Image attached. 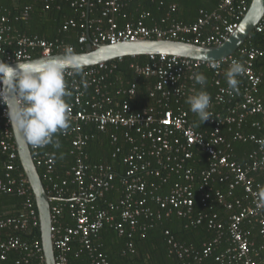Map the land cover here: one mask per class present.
Here are the masks:
<instances>
[{
    "label": "built area",
    "instance_id": "2783aa9c",
    "mask_svg": "<svg viewBox=\"0 0 264 264\" xmlns=\"http://www.w3.org/2000/svg\"><path fill=\"white\" fill-rule=\"evenodd\" d=\"M53 1L55 0L47 1L44 8L46 11ZM251 2L252 0H221L213 11L200 10L193 23L171 22L165 29L148 28L142 20L126 23L120 28L112 18H108L106 30L92 33L90 23L86 22L81 24L85 33L78 38V44L90 43L94 48L103 44L114 46L142 40H174L202 47L217 46L234 35ZM97 3L104 6L105 17L112 16L122 7L121 0H97ZM90 6L91 0L71 1V7L83 17ZM171 9L174 11L175 7ZM29 10L30 7H26L15 19L27 20ZM75 25L74 21H69L63 25L62 30L66 31ZM13 32L7 19L2 17L0 56L8 64L31 60L34 53L45 57L63 53L67 45L61 40L48 41ZM252 33L261 36V48H239L236 54L222 61L202 62L162 54L147 56L150 62L148 65L132 64L134 74L156 79L150 97L156 99L158 109L143 108L134 112L127 100L116 104L105 92V82L114 70V65L111 67L107 63H100L85 68L83 76L79 78L71 73L65 74V80L69 81L67 90L73 94L69 103L71 126L65 134H56V139H70V154L74 157L73 165L66 171L65 178L59 183L54 182L55 156L47 150L48 146L34 148L28 144L35 167L42 170V178L47 185V190L45 187L44 189L50 197V234L54 264H68V255L75 242L88 255L90 264H109L99 240L100 232L106 226L118 236L132 239L137 231H145L150 227V219H160L163 214L168 217L174 212L178 217L191 219L195 177L192 169L186 165L193 159L196 151L205 154L208 162L207 168L200 172L199 191L207 190L202 198L203 206L206 205L211 185L217 180L219 184L227 183L228 186L225 192L215 193L216 202L231 214L227 223L220 222L217 214L199 216L196 223L206 218L208 229L217 234L215 239L204 243L201 250L178 242L166 232L169 254L180 260L191 258L200 263L216 252L220 239L225 236L230 246L216 255V263L264 264L253 260V244L243 230L244 223H255L259 226V234L264 238V208L257 203L261 185L254 178L255 175L264 173V100L259 92L262 75L257 73L255 64L259 61L264 63V17ZM233 60L243 63L247 69L237 77L238 93L231 91L229 85L223 84ZM202 68L212 72V85L215 88V92L210 95L208 109L210 118L207 121L210 128L204 132L194 130L186 111L181 108L174 111L171 108V102L179 104L184 97L194 95V77ZM82 81L87 82V88ZM88 88L93 89L90 97L86 96ZM135 90L136 85L132 84L127 91L118 90L116 95H125L130 99L135 96ZM0 99L6 103L2 85ZM218 108L225 112L217 111ZM6 112V106L0 104V150L8 157L4 164L5 179H0V193H15L23 198V211L15 217L0 218V264H5L11 254H18L15 264H45L41 240L24 241L20 237L29 230L40 228L39 215L37 208H34V197L27 179L11 177L17 152ZM247 116L259 117V121L254 122L251 127L263 135L243 136L237 133L233 137L235 141H250L257 145V150L248 155V164L243 166L233 159L232 145L221 134V129L225 125L240 127ZM95 132L108 135L113 144L118 142L117 133H120L126 143L131 144L128 154L123 157V164L127 168L125 176L120 180L123 195L116 205H109L105 210H96L92 203L111 190L115 176L109 166L90 165L87 162L86 148L96 138ZM119 151L120 148H117V152ZM160 170L181 172L184 183L174 184L165 196H155L153 193L156 185H148L146 180L151 176L158 177ZM72 185L74 190L69 188ZM238 190L241 191L242 198L236 196ZM136 194H142V198L137 199ZM66 196V208L72 221L69 226L60 221L63 206L57 203ZM146 196L158 207L157 211L152 212L146 203ZM11 231L16 234H9ZM2 232L7 234L5 239L1 238ZM125 253H134L132 243L126 245L123 254Z\"/></svg>",
    "mask_w": 264,
    "mask_h": 264
},
{
    "label": "trees",
    "instance_id": "16d2710c",
    "mask_svg": "<svg viewBox=\"0 0 264 264\" xmlns=\"http://www.w3.org/2000/svg\"><path fill=\"white\" fill-rule=\"evenodd\" d=\"M47 1L48 0H0V19L2 17L7 19L8 24L14 31L13 34L39 37L48 41L61 40L64 41L65 44L73 46L76 53H84L87 52V46H90L91 49H93V47L90 43L85 45L78 44V38L85 33L84 29L81 28L82 23H90L92 33L98 30H106L108 27V18H112L120 28L126 23H136L142 20L144 25L148 28L158 27L165 29L171 22L185 24L193 23L200 10L213 11L217 8L221 0H121L122 7L109 17L103 16L104 6L98 4L97 0H91V6L87 10L85 17L71 7L72 0H55L50 2L49 10L46 11L44 8L48 3ZM26 7H30L27 20H16L15 18H17ZM172 7H175L174 11H172ZM146 14H148V16H146ZM69 21H74L76 24L75 27H69L66 31H63V25ZM262 46L261 36L252 33L240 49L261 48ZM40 56V54L34 53L31 59H36ZM0 60L4 61L1 56ZM107 64L111 67L114 65V70L108 75L105 82L110 95H114L116 90L129 88L131 84H135L137 87L133 98L129 99L125 95L115 96L114 101L116 103L119 104L127 100L134 112L143 108L158 109L159 104L156 102V99H152L149 95L155 83V79L140 77L134 74L131 69L132 64L139 66L150 64L147 56L128 57L123 58L121 61L115 60ZM255 64L257 73L262 75V83L259 92L261 98L264 100V63L263 61H259ZM197 73H202L207 79L204 85L195 82L194 94L199 91H205L209 95H212L215 92V88L212 85L214 80L212 72L202 68ZM77 77L79 78L80 76ZM66 83L69 84V81L66 80ZM223 84L228 85L227 80H224ZM92 90V88L86 89V96L90 97ZM72 95L73 94L65 98L68 104L71 102ZM187 98V96L184 97L179 104L171 102V108H173L174 111H176L177 108L186 111L194 130L200 132L208 130L210 128L208 121L201 124L198 116L190 111V107L186 103ZM217 111L222 113L225 112V110L223 111L221 108H218ZM256 121H259L258 116H247L242 121L240 127L225 125L221 129V134L232 144L235 160L242 164H247L248 155L257 150V145L250 141H235L233 137L237 133L243 136L255 134L261 137L263 133L251 127ZM87 131L85 130V132ZM95 134L96 138L92 140L86 148L88 156L87 162L90 165L101 164L109 166L115 176L111 190L106 192L103 198H98L92 203L96 210H105L109 205H116L123 195V188L120 185V180L125 176L127 170L126 166L123 164V157L128 154L131 144L126 143L120 133H117L119 139L115 144L111 142L108 135H102L97 132H95ZM57 139L60 144L59 148H55L52 145H48L47 148V150L52 152L55 156V171L53 173L55 183H59L65 178L66 171L74 162V157L70 154V139L62 137H57ZM117 148H120L119 152H117ZM186 166L192 169L195 177V181L193 182L194 206L192 218L178 217L174 212L168 217L163 214L160 219H150V227L145 231H137L132 239L120 237L113 229L106 226L100 232L99 240L102 245V251L109 264H218L215 261L216 255L225 251V249L230 246L225 236L220 239L219 247L216 252L204 258L200 263H196L191 258L180 260L178 257L169 254V246L167 244V237L165 236L166 232H169L178 242L187 246H193L196 250H201L203 244L215 239L217 234L215 231L208 229L206 218L201 219L197 224L196 221L199 219V216L217 214L220 222L227 223L228 217L231 214L216 202L215 193L217 191L225 192L228 186L227 183L219 184L217 180L211 185V191L208 194L209 197L205 202L206 205L205 207L203 206L202 198L207 194V190L204 192L199 191V185L201 184L200 172L208 166L205 154L201 151H196L193 159L188 161ZM14 167L15 169L11 172L12 178L25 177L18 157L14 160ZM37 170L47 190V185L42 178V170L39 168ZM0 179H5L1 169ZM146 181L148 185L152 183L156 185V189L153 193L155 196H165L169 193L174 184L184 183L181 172L175 173L164 170H160V175L158 177L151 176L148 177ZM256 181L261 184L260 191H264V174L257 175ZM69 188L71 190L75 189L73 185ZM150 190L149 188L148 191ZM236 196L240 198L241 194L238 193ZM136 197L137 199H141L142 194H136ZM146 197V203L152 209V212L157 211L158 207L153 203L151 198L149 196ZM67 201L68 197L66 196L62 201L57 203L63 206L60 221L64 225L69 226L72 224V221L70 220L68 215L69 212L66 208ZM21 203L22 199L13 193L7 195L0 193V217L14 214L13 212L15 210L17 211L20 206H22ZM33 203L34 208H36L35 201H33ZM7 210L13 212L7 213ZM243 230L248 240L253 244V260L264 262V238L259 234V226L255 223L249 224L246 222L243 225ZM22 238L24 240L37 239L40 241V228L29 230L28 233L22 235ZM129 243L133 244L134 253L123 254L126 245ZM17 256L18 254L9 255L5 264H15ZM68 264H90L88 255L82 251L78 242H75L72 246L71 253L68 255Z\"/></svg>",
    "mask_w": 264,
    "mask_h": 264
},
{
    "label": "clouds",
    "instance_id": "9594fccd",
    "mask_svg": "<svg viewBox=\"0 0 264 264\" xmlns=\"http://www.w3.org/2000/svg\"><path fill=\"white\" fill-rule=\"evenodd\" d=\"M87 61L81 54L66 45L60 58L32 60L10 65L0 60V85L6 86L15 94V100L0 104L6 106L8 122L12 133L22 136L34 148L52 145L59 148L56 134H65L70 128V107L66 97L71 93L67 90L65 74L83 76ZM247 71L244 64L233 60L226 72V79L231 91L237 92L239 80ZM195 82L206 84L202 73L195 74ZM87 88V82L82 81ZM211 97L205 91L188 96L186 103L190 111L196 114L201 124L210 118ZM258 206L264 208V191L257 193Z\"/></svg>",
    "mask_w": 264,
    "mask_h": 264
},
{
    "label": "water",
    "instance_id": "95a60500",
    "mask_svg": "<svg viewBox=\"0 0 264 264\" xmlns=\"http://www.w3.org/2000/svg\"><path fill=\"white\" fill-rule=\"evenodd\" d=\"M262 17H264V0H252L247 13L243 17L234 35L217 46L202 47L189 42L174 40H142L134 43H118L114 46L103 44L93 49L87 46V52L78 54H81L82 58L88 62L86 68L128 57L133 58L162 54L202 62L222 61L233 55L244 44ZM62 54L63 53H59L48 57L41 56L28 61L60 58ZM22 62L11 63L10 65L20 64ZM3 88L6 103H11L15 100V94L9 91L6 86H3ZM13 140L20 166L32 190L38 211L45 264H54V251L50 234V197L47 195L38 170L32 161L28 143L22 136L14 134Z\"/></svg>",
    "mask_w": 264,
    "mask_h": 264
},
{
    "label": "crops",
    "instance_id": "0c3cea01",
    "mask_svg": "<svg viewBox=\"0 0 264 264\" xmlns=\"http://www.w3.org/2000/svg\"><path fill=\"white\" fill-rule=\"evenodd\" d=\"M140 77H143V76H140ZM150 78H153V77H150ZM155 79V78H154ZM155 81H156V79H155ZM155 84V83H154ZM132 85V84H131ZM130 85V86H131ZM154 86V85H153ZM137 88V87H136ZM129 88H126V89H119V90H121V91H127ZM118 90H116L115 91V94L114 95H110L109 93H108V90H107V87H106V89H105V92H106V94L108 95V96H110V97H112V99H113V101H114V99H115V96H117L116 95V92H117ZM151 92V91H150ZM135 93H136V90H135ZM92 95V94H91ZM90 95V96H91ZM150 95V94H149ZM127 97V96H126ZM115 102V101H114ZM116 103V102H115ZM116 104H118V103H116ZM119 104H121V103H119ZM130 104V103H129ZM225 138V137H224ZM228 141V140H227ZM228 142H230V141H228ZM230 144H231V142H230ZM232 145V144H231ZM232 156H233V159L235 160V154H234V152H233V148H232ZM7 161H8V157H7V155L6 154H4V153H2L1 152V150H0V169L2 170V175H4V171H5V169H4V164L5 163H7ZM236 161V160H235ZM238 162V161H237ZM248 162H249V158L247 157V164H248ZM240 165H243V166H246L247 164H242V163H240V162H238ZM264 174V173H263ZM259 175H262V174H259ZM256 176L257 175H255L254 176V178H255V180H256ZM257 182V181H256ZM214 183V182H213ZM258 184H260L259 182H257ZM213 185V184H212ZM261 185V184H260ZM238 193H240L241 194V196H240V198H242L243 196H242V193H241V191L240 190H238L237 191V193H236V195L238 194ZM1 194H5V193H1ZM13 194H15V193H13ZM5 195H7V194H5ZM16 195V194H15ZM19 197V196H18ZM21 198V197H20ZM22 199V203H21V205L22 206H20V208L16 211H9V210H7V213H11V212H13L14 214H12V215H6V217H0L1 219H4V218H8V217H15V216H17L20 212H22L23 211V198H21ZM28 233V232H27ZM9 234H16V233H14L13 231H11ZM25 233H23V234H21L20 235V237L22 238V235H24ZM7 237V234L6 233H3L2 232V234H1V238L2 239H5ZM23 239V238H22ZM24 240V239H23ZM24 241H31V240H24Z\"/></svg>",
    "mask_w": 264,
    "mask_h": 264
}]
</instances>
